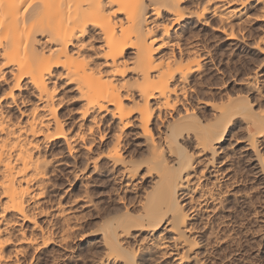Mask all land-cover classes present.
<instances>
[{
  "label": "bare ground",
  "instance_id": "6f19581e",
  "mask_svg": "<svg viewBox=\"0 0 264 264\" xmlns=\"http://www.w3.org/2000/svg\"><path fill=\"white\" fill-rule=\"evenodd\" d=\"M192 21L221 33L229 49L248 40L264 54V0H0V264H20L18 256L53 243L42 225L48 217L71 229L60 202L43 205L63 168L82 189L69 210L85 208L87 221L103 215L94 175L142 187L132 199L117 195L120 206L91 227L102 248L95 264H201L200 235L229 211L223 197L240 182L233 145L264 188V84L256 75L264 67L242 78L241 91L215 87L219 100L190 104L193 86L215 67H206L210 49L186 34Z\"/></svg>",
  "mask_w": 264,
  "mask_h": 264
},
{
  "label": "rangeland",
  "instance_id": "374dc122",
  "mask_svg": "<svg viewBox=\"0 0 264 264\" xmlns=\"http://www.w3.org/2000/svg\"><path fill=\"white\" fill-rule=\"evenodd\" d=\"M253 12L254 11L251 13ZM213 23H216V21L211 22V26ZM188 26L190 32L188 31L186 34L199 38L207 47L206 49H210L209 51H211L210 54H212L213 60L212 62L210 61V63L208 62L206 67L210 64L211 66H215L213 67L214 70L212 72H206V74L208 73L207 76L205 74L206 78H204V76V79H201V83L203 82V84L201 86V83H199V85L202 89L194 82L195 86H193V88L198 87L200 90L193 89L194 91L192 90L193 92L191 91L189 96H187V102L190 101V104H194L196 101L195 99L198 97H206L207 99L215 98V100H219L220 95L223 93L215 91V87L222 86V89H225L222 91L224 93L225 91H228L229 94L239 92L242 90V87L239 84L242 78L247 77V75L250 74L252 75L256 66L261 64L260 67H264V56H262L264 54L257 53L256 50L254 51V49L248 47V40L239 43L235 49H229L223 45V35L219 32H214L211 26H202L194 21L190 22ZM251 29L252 30L249 28V30H247L249 31V34H252L251 31H253V28L251 27ZM253 32H256V30L254 29ZM246 34H248V32L245 33V35ZM253 35H256V33H253ZM210 67L208 66L207 68ZM256 75L260 80L262 79L261 83L264 84V71L256 72ZM62 91L63 90H61V92ZM63 92L61 95L63 94V96H65ZM66 92L67 91H65V94L70 97L69 95L72 93ZM23 94L27 97V93L23 92ZM249 97H251L252 100L254 98L251 94ZM68 105L69 104H67V108L65 105L62 110L65 108L64 111L66 112L69 107H75L76 102H72L69 106ZM206 110L207 109L196 106V112L200 116L208 113V110ZM229 155L234 168V177L239 178L240 182L235 186H230L233 192L231 195L223 197L224 205L230 207L229 211L227 212L226 209H220L217 212L216 217L214 216V218L211 219L212 227L210 226L209 228L210 230L211 228H215L216 222L219 220L226 219L229 221L226 226L219 229L217 238L212 235H209L210 237L208 236V238H206V234H209L210 230H206V232H204L205 235H203L204 233L200 235V241L202 242L198 249V252L201 253L199 254V258L202 260L201 264H264V225L262 222L264 220V188L259 184L256 174L251 169L249 162L242 153L239 145H233ZM221 160L222 159L219 158L216 162ZM60 171L59 174H56L58 175L55 176L56 178L53 177V185H51L52 189H48V194L46 196L48 197L46 198V201L48 199V202L43 205L45 208H49L54 203L60 202L62 209L64 210L61 214H64L65 216H68L69 214L71 218L67 223L72 227L70 230L62 232L61 228L63 227V224L61 222L64 215H60L59 218H62L61 221L54 216L48 217L51 218V223H46L44 221L42 222V225L48 229L51 236L54 238V242L41 247V249L35 252L36 254L30 253L33 252L31 250L26 255L18 256L17 261L20 264L97 263V258H99L102 248L99 247V243L97 242V239H99L98 232L96 230V232H94L92 228L96 229L97 225L100 223H98V221H102L103 215L106 216L103 217V220L109 217V211L110 215H112L113 210H116L114 206H120L116 202L117 195H124L125 197H130V199H132L142 191V187L139 188L140 190L138 193H136L134 188H126V190L122 186V181H120L119 178H116L117 175L114 177L106 172L102 176L94 175L93 179L95 181L91 187V193L94 201L100 206L99 212L103 213V215L100 214L102 217L100 215H95L87 221L86 217H84L86 211L85 208L77 207L75 210H69L70 206H73L71 198L78 196L80 192H82L80 182L78 181L76 185H70L67 179V176L69 175L67 168H63ZM206 179L203 181L204 183L211 181L208 177ZM224 184L227 185L226 182H223L222 187ZM41 219L43 218H39L38 220L40 221ZM204 221L205 216L200 215L196 220V223L201 226ZM16 228L18 229L19 227L17 226ZM61 235L64 237L63 240H60ZM146 243L148 244L149 241H146ZM160 264H165V261H160Z\"/></svg>",
  "mask_w": 264,
  "mask_h": 264
}]
</instances>
